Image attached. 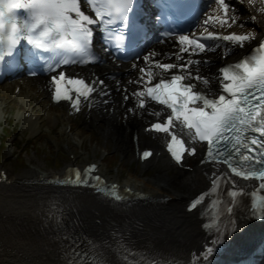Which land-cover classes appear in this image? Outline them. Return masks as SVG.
Listing matches in <instances>:
<instances>
[{"label": "snow or ice", "instance_id": "obj_1", "mask_svg": "<svg viewBox=\"0 0 264 264\" xmlns=\"http://www.w3.org/2000/svg\"><path fill=\"white\" fill-rule=\"evenodd\" d=\"M91 6L95 18L81 10L80 0H0V65L11 58L10 67L16 68L15 56L22 42L30 46V58L43 61L49 72H56L59 68L77 63L71 58L75 54L81 58L90 56V46L94 36V26H100L101 31L107 32L116 24L122 28H129V13L133 10L134 0H86ZM241 4L255 6L259 4L258 13L264 16V0H238ZM210 13L205 14L202 31L197 34L176 35L175 39L179 49L174 54H169V59L174 55L176 63H161L154 61L158 53L152 52L143 56L146 67L139 69L141 75L134 81L143 90L136 91L133 96L138 98L137 107L144 109L146 101L150 100L155 105L163 106L170 110L164 123H154L149 131L168 133L171 141L167 144V151L177 165H180L185 152L195 155L196 149H186L183 140L170 132L174 122H178L190 134L192 143H206V154L201 163L226 165L232 175L244 180L258 181L256 191L251 194L250 210L253 219L264 221V40H261L253 49L252 54L245 56L239 62L224 66L219 69L220 94L210 98L208 94L196 91V84L186 81H201L207 86L209 81L199 75H193L189 69L194 65H207L209 61L193 59V56L214 52L225 42V45L244 48L256 39L255 29L244 33L235 31L229 34H218L210 31L219 27L232 29L234 26L245 28L244 23H238L241 16L238 10L231 6L228 0H210ZM23 10L26 18H21L18 13ZM252 23H258L257 16L251 15ZM171 36V32L163 33ZM70 37V39H69ZM215 42L207 43V42ZM42 53L60 55V59L49 62ZM187 53V59L184 54ZM183 61V63H179ZM80 63H86L81 59ZM137 65H133L136 68ZM153 68L159 69L154 72ZM173 69L178 70L170 77L165 74ZM34 75L35 73H30ZM159 76L158 82L153 83ZM147 77V79H145ZM103 82H101L102 84ZM132 83V82H130ZM53 102L70 101L71 107L80 111L81 100H87L95 89L85 80L66 77L64 71L51 78ZM76 93L73 99L71 93ZM107 95V93H105ZM129 97L125 95L124 100ZM132 113L133 109H128ZM159 116L161 113H150ZM152 155L145 151L143 159L147 160ZM95 170L92 165L85 171L89 176ZM211 183L209 192L201 194L194 199L189 210H195L204 203L209 195L219 191L222 182H229L226 174L216 175ZM91 179L100 181L99 176ZM76 185H88L86 179H81L79 170H75V179L65 181ZM233 189L235 181H231ZM100 191H103L101 189ZM227 196L231 204L235 205L238 198L245 195L243 191L229 190ZM222 201L213 200L211 207L215 209ZM233 206L227 207L231 215ZM231 231H236L235 222ZM224 238L218 234L212 244L219 243ZM214 249L208 246L201 256V264L207 261ZM73 255H76L73 250ZM86 253H81L78 260H69V264H81L86 261ZM99 264V261H93ZM149 264H163L161 261L152 260Z\"/></svg>", "mask_w": 264, "mask_h": 264}, {"label": "bare ground", "instance_id": "obj_2", "mask_svg": "<svg viewBox=\"0 0 264 264\" xmlns=\"http://www.w3.org/2000/svg\"><path fill=\"white\" fill-rule=\"evenodd\" d=\"M230 0L231 6L236 8L241 16V19L249 20V15L241 13L238 6L234 5ZM254 15L257 16L258 26L247 20L246 27L242 28L244 30L255 29L256 33L264 32V16L260 15L257 11L259 4L255 6H249ZM246 17V18H245ZM241 23H244L243 21ZM234 26L233 28H236ZM166 43H159L151 46L147 51L143 52L144 55L155 52L158 53L157 58L163 59L164 61H172L167 57V51L174 54L179 49L175 41L168 40ZM254 42H251L253 44ZM249 44V45H251ZM248 46L244 48L235 47L234 55L232 58L236 57L240 53H243ZM226 54L223 50H218L215 53H209L208 56L211 58V63L208 66L198 65L192 66L191 69L200 72L203 75H209L208 87L214 86V70L216 68L215 63L222 60ZM174 58V55H173ZM225 60H232L225 57ZM142 67H146L143 61L140 62ZM122 66H129L125 64ZM110 69L108 66H96L82 68L80 71L72 70V74H85L91 76V73H100L105 70ZM129 79L138 80L136 78V73L130 71L126 78H117L116 80H106L109 87H113L114 90L108 96L111 99V103L105 105H98L93 109L92 118L89 119L88 125H85L84 129L75 132L78 136L79 142L82 145V150L85 154L89 153L84 147L83 139L87 138L85 132L89 134V139L94 137L97 144L101 148L106 149L109 145L113 148L112 153L123 154L122 159L125 161L130 158V153L133 149V129L134 123H138L141 130L140 132V144H152L153 146H158L155 142H149L148 139L144 137L147 134L142 132V123L148 120L146 114L141 111L139 113L138 109L131 102L132 93L130 91H125L122 84H127L130 87ZM41 79H22L17 83L20 85V90L18 94L12 98L9 95L11 84H6L0 86V105L4 102L6 105L3 106L7 108L8 105L22 106L27 103H31L32 100H36L38 97L41 98L42 95H46L44 89H38L37 84ZM121 80L123 82L121 83ZM34 82H37L36 84ZM128 82V83H127ZM200 85H205L203 82H199ZM44 85V83H43ZM131 89V87H130ZM44 90V91H43ZM131 93V94H130ZM125 95L129 97L127 101L124 100ZM12 98V100H10ZM10 100V104H9ZM101 100V99H99ZM28 101V102H26ZM42 100L40 101V103ZM120 102L124 103V106L119 107ZM46 102L43 101L44 107ZM0 107V110L5 108ZM133 109L134 111L130 113L128 109ZM45 109V108H44ZM51 109V110H50ZM46 112L45 120L48 123H55V125L62 122L63 110H55L52 107ZM42 110V109H41ZM111 111L113 114H111ZM115 113L120 114V118L117 119L114 115ZM40 115V114H38ZM23 126L30 130V134H36L42 128L37 126L36 122H24ZM142 127V128H141ZM46 129V130H45ZM41 130L46 137H48L50 143L56 147H65L67 150L77 155L79 160H82V164L86 163L88 160L87 155L83 153L78 154L76 152L75 140L72 141L71 137L65 135L64 129H58L55 136L49 137L51 131L46 127ZM84 137V138H83ZM152 139V136H148ZM82 140V141H81ZM100 140V141H98ZM147 140V141H146ZM69 148V149H68ZM96 148H92L90 152L95 153ZM87 152V153H86ZM10 151L7 150V155ZM101 162L104 160V156L101 155L99 158ZM166 161V160H165ZM67 165V164H66ZM66 165L60 170L63 172ZM105 164H102L104 168ZM7 170L9 173H14L13 166L8 165ZM54 171H49L47 169H41L39 165L36 167L28 168L22 173L12 175L13 183L9 186L0 188V212L9 213L13 215H25L28 218H35L34 224V238H29L28 240L21 241L14 236L13 221L10 220L9 223L0 229V251L5 252V247H3L4 238L11 235V245L15 248H33L36 247L42 252L41 257H47L49 264H69V260H78L80 257L75 246V242L71 240L69 231L72 227H76L73 223L65 220L66 216H72L76 218L77 225L82 227L87 231V226L85 220L82 216L87 217L90 221L92 218H100L95 215L91 210L94 208L97 213L101 216H111L108 208L103 209L99 207L95 201V197H91L89 194L83 192H76L75 194L65 195V191H51L46 187L39 185L38 182L30 183L28 182L31 178H39L44 175L52 174ZM222 168L215 164H208L201 168L200 171L195 174V176L190 177L181 171H174L172 166L167 162L157 159L152 167V172L150 177L147 179L141 177H132L129 175L125 182L138 190H144L141 186L146 185L148 189H145L148 193L156 197L166 198L167 203H154L159 205H151L149 207L153 217H156L157 225L151 229L150 233L144 230L145 221L143 227L141 226L140 220H134L132 225H137L135 231L129 228H123L122 226L110 225L109 232H122L121 238L123 241L127 240L133 242L134 244H141L149 247L150 253L152 254L150 259L161 261H166L167 259L175 258L177 261L185 262H199L201 263V256L205 252L208 246L213 247V253L208 257L209 259H214L219 256V254L224 250L225 246L233 241H246L250 240L257 232V230L264 227V222L261 220L253 219L251 214L248 212L247 207L241 205L232 216V222H235L237 228L236 231H228L225 228L228 224V219L216 220L211 215V210L207 205H200L195 210H189L191 202L202 194L205 190L209 189L211 186V181L214 178L213 173L221 174ZM190 174V173H189ZM26 178V181H22ZM111 179V178H110ZM115 180V179H114ZM131 180V181H130ZM247 187H251L250 184H246ZM16 195V196H13ZM17 195H20L18 197ZM6 197L16 198L13 203L12 209L5 208V202L3 199ZM72 201V205H65V202ZM19 205V206H18ZM23 208L28 211H18V208ZM78 208V209H77ZM149 210V208H146ZM58 210V211H57ZM82 213L81 214L79 213ZM134 216L131 210H126L125 216L122 221H129ZM150 216L145 215L144 219ZM20 218V217H19ZM139 219V218H136ZM64 221L69 223L70 226H64ZM262 222V223H261ZM233 226V225H232ZM231 226V228H232ZM64 227V228H63ZM223 235L224 238L217 244H212L211 241L216 239L217 235ZM110 236V235H109ZM111 237V236H110ZM116 243L112 240H107ZM140 245V246H141ZM2 246V247H1ZM73 250L76 255H73ZM2 255H0L1 258ZM44 259V258H43ZM4 264V262H2ZM7 264V263H6ZM81 264L82 261H81Z\"/></svg>", "mask_w": 264, "mask_h": 264}, {"label": "rangeland", "instance_id": "obj_3", "mask_svg": "<svg viewBox=\"0 0 264 264\" xmlns=\"http://www.w3.org/2000/svg\"><path fill=\"white\" fill-rule=\"evenodd\" d=\"M56 130H53L51 134H49V137L56 135ZM76 132V131H75ZM73 133L72 141L76 139V143H79L78 136L76 133ZM87 137L83 139L84 141V147L89 151L88 155L93 156L96 160H99L101 155L104 156V160L102 164H105L103 167V171L110 175L118 178L121 182L128 179L129 175L132 177H141L147 179L150 177V173H147L145 176H140L138 169H136V165L134 163H131L132 160V152L130 153V158L125 161V159H122L123 154L118 153H112L114 151L110 145L104 150L101 148L99 144H97L96 139L94 137L88 138L89 134L87 132L84 133ZM39 140H36V143L30 148H28L25 152H23L20 149H13V147L9 144L4 148L2 152H0V163H4V165L7 167L8 165H12L14 170L13 172L15 174L22 173L28 168L36 167L37 165L40 166V168L47 169L49 171L52 170H60L65 162H67L66 154L62 147H56L52 145L46 137V134H43L39 136ZM100 141V140H98ZM80 146V145H79ZM77 147L76 151H79L81 147ZM92 148H96L95 153L90 152ZM9 150L10 154L5 157V151ZM5 159V160H4ZM1 160H4L1 162ZM136 170V172H135ZM131 181V180H130ZM144 190L148 189L146 185L141 186Z\"/></svg>", "mask_w": 264, "mask_h": 264}]
</instances>
